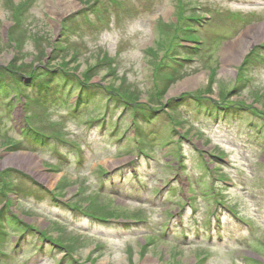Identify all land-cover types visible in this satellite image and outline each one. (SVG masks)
I'll return each mask as SVG.
<instances>
[{
	"label": "rangeland",
	"instance_id": "obj_1",
	"mask_svg": "<svg viewBox=\"0 0 264 264\" xmlns=\"http://www.w3.org/2000/svg\"><path fill=\"white\" fill-rule=\"evenodd\" d=\"M92 1L0 0V70L20 72L30 71L41 63L61 65L60 68L77 77L89 71L92 76L90 83L100 87L105 94L104 100L110 94L106 89L113 91L112 95L118 100L123 101L120 94L127 92L141 104L157 107L186 95L183 102L194 111L190 109L189 115H185L184 108L179 109L181 115L183 111L184 116L189 117L188 123L183 125L181 122L172 124L163 112L154 114H158L154 122L143 124L141 135L147 143L145 150L152 157L150 159H136V141L132 137L134 128L131 125L133 116L120 103H112L110 108L115 118H124L123 127L115 136L108 132L102 134L95 126L86 131L77 125L76 117L72 115L73 119L66 120L65 116L62 119L70 137L82 140L84 152L81 159L69 154L66 160L60 158L64 160L61 161L55 153L34 143L32 152L3 147L11 138L12 141L21 139L19 128L24 124L23 109L20 103H15L6 120L0 124V189H7L3 177L7 168L17 170L20 178L27 179L19 189V200L14 193L5 194L11 200L9 210L21 221L32 225L34 234L25 237L30 246L17 250L13 258L4 257L3 262L56 264L64 251L52 244L50 238H58L73 247L69 263L65 261L63 264L264 263V138L255 140L256 145L247 139L246 134L251 130L248 127L249 116L245 114L212 124L211 115L195 112L199 106L194 107L196 100L193 97L224 98L232 104L238 103L239 108L251 105L264 113V61L252 63L253 67L250 70L248 67V71L238 69L254 47L263 46L264 52V0L241 3L246 11L255 9L257 15L253 13L248 19L258 18L257 22L233 21L226 11L220 12L218 19L210 20L208 27L201 30V36L208 43L198 57L182 62L183 67L172 78L163 67L165 62H161V58L172 42L174 26L179 29V21L183 20L181 15L190 14L188 10L193 8L191 0H115L120 2L118 8L125 13L115 21L110 18L109 30L99 32L105 26L101 24L93 34L84 30L77 37L76 34L71 35L66 26V32L60 34L64 20ZM214 1L222 9L227 7L226 4L233 5L227 0ZM180 6H183L182 10ZM105 7L112 8V4L107 2L99 8L103 10ZM82 14L79 21L85 17L88 22L96 16L93 11ZM13 26L16 30H12ZM67 36L71 44L65 47L64 38ZM240 38L242 42L239 43ZM56 40H60V49ZM181 45L195 46V43L181 40ZM182 53L178 54L180 59L188 57ZM100 62L104 63L95 67ZM52 85L56 87V84ZM64 90L63 99L69 104L74 102L78 90ZM102 104L104 101H99V114L104 111ZM201 104L204 105L203 102ZM32 109L35 125L43 126L47 133L52 132L50 123L37 125V116L43 121H51L61 120V115L67 114V109L58 107L32 106ZM44 111L50 112L49 115ZM169 115L178 118L173 112ZM54 125L59 129L63 126ZM161 127H172L173 134L169 135ZM121 132L128 133V139L118 140L122 137ZM141 147L144 149L143 145ZM216 147L227 154L230 166L224 164L226 156ZM178 152L183 154V173ZM217 153L221 159L215 157ZM204 160L214 176L213 172L205 171ZM62 162V166L57 168L55 163ZM50 163L56 171L51 169L54 167ZM123 164L124 177L115 178L111 184L107 171ZM132 168L137 170L144 186L147 185L145 189L139 187L131 176ZM102 169L106 174L102 175ZM114 173L116 175L117 170ZM176 180L180 181L183 190L179 189ZM31 181L48 192L59 193L58 204L33 191ZM212 185L224 198L223 203L251 225L248 229L241 223L236 224L225 213L219 221L223 224L220 234L224 237L219 244L204 236L197 241L193 228L194 221L205 222L214 207ZM95 190L106 196L94 195ZM180 196L183 200L190 198L195 209L193 212L186 206L178 209ZM87 199L95 202L89 207L101 205L108 208L112 214L103 216L113 219L90 227L87 220L76 216L77 212H71L65 205L81 206ZM170 215L173 217L166 225ZM139 218H145L147 222H131V219ZM53 220L58 223H53ZM182 231L188 233L187 240L182 238ZM41 232L48 239L38 250ZM14 236L15 230L9 229V244L15 241ZM48 248L53 250L48 251ZM202 251L209 253L208 259L204 260ZM54 252L55 255H51Z\"/></svg>",
	"mask_w": 264,
	"mask_h": 264
},
{
	"label": "trees",
	"instance_id": "obj_2",
	"mask_svg": "<svg viewBox=\"0 0 264 264\" xmlns=\"http://www.w3.org/2000/svg\"><path fill=\"white\" fill-rule=\"evenodd\" d=\"M88 78H89L88 75H84V80H87ZM120 95L125 100L123 103L126 104V105H128L130 102H134L133 97L130 96L127 92H124V93H122ZM10 177H11V175H10ZM17 179H18V177L17 178H12L11 180L14 181V180H17ZM0 183H2V181H0ZM5 185L7 186L6 191H4L3 189H0V202L4 201L6 199V194L5 193L6 192L8 193L9 191L12 190L11 189V182L5 181ZM56 194L59 195V193H56ZM89 209L91 211H93L95 214L99 215V216H103L105 214H107V215H111L112 214V212L108 208H105V207H103L101 205H95L93 207H89ZM1 225H2V219L0 217V228H1ZM56 243L59 244V245H63V247L69 252L73 248L69 244H65V243H61V242H57V241H56Z\"/></svg>",
	"mask_w": 264,
	"mask_h": 264
},
{
	"label": "bare ground",
	"instance_id": "obj_3",
	"mask_svg": "<svg viewBox=\"0 0 264 264\" xmlns=\"http://www.w3.org/2000/svg\"><path fill=\"white\" fill-rule=\"evenodd\" d=\"M242 42V38H240L239 43ZM45 176V175H44Z\"/></svg>",
	"mask_w": 264,
	"mask_h": 264
}]
</instances>
